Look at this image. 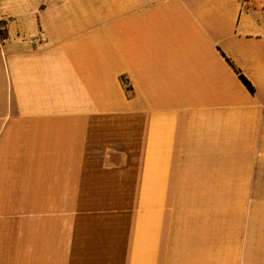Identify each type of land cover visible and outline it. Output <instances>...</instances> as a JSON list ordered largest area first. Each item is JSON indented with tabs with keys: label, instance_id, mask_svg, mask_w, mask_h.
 <instances>
[{
	"label": "crops",
	"instance_id": "1",
	"mask_svg": "<svg viewBox=\"0 0 264 264\" xmlns=\"http://www.w3.org/2000/svg\"><path fill=\"white\" fill-rule=\"evenodd\" d=\"M0 19V264H264V0Z\"/></svg>",
	"mask_w": 264,
	"mask_h": 264
},
{
	"label": "rangeland",
	"instance_id": "2",
	"mask_svg": "<svg viewBox=\"0 0 264 264\" xmlns=\"http://www.w3.org/2000/svg\"><path fill=\"white\" fill-rule=\"evenodd\" d=\"M45 0H0V17L9 14H14L18 10H33L36 11L39 7L43 5ZM7 23L6 19H0V37L5 36V25Z\"/></svg>",
	"mask_w": 264,
	"mask_h": 264
},
{
	"label": "trees",
	"instance_id": "3",
	"mask_svg": "<svg viewBox=\"0 0 264 264\" xmlns=\"http://www.w3.org/2000/svg\"><path fill=\"white\" fill-rule=\"evenodd\" d=\"M239 77L242 80L243 84L248 88V90L250 92H253V87L252 85L249 83V81L242 75L239 73Z\"/></svg>",
	"mask_w": 264,
	"mask_h": 264
}]
</instances>
